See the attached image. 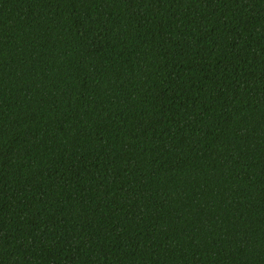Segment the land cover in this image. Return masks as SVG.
Listing matches in <instances>:
<instances>
[{
	"label": "trees",
	"instance_id": "trees-1",
	"mask_svg": "<svg viewBox=\"0 0 264 264\" xmlns=\"http://www.w3.org/2000/svg\"><path fill=\"white\" fill-rule=\"evenodd\" d=\"M0 264H264V0H0Z\"/></svg>",
	"mask_w": 264,
	"mask_h": 264
}]
</instances>
